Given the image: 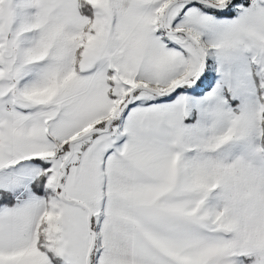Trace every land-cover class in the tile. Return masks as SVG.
I'll use <instances>...</instances> for the list:
<instances>
[{"label":"snow or ice","instance_id":"6c2138e0","mask_svg":"<svg viewBox=\"0 0 264 264\" xmlns=\"http://www.w3.org/2000/svg\"><path fill=\"white\" fill-rule=\"evenodd\" d=\"M0 264H264V0H0Z\"/></svg>","mask_w":264,"mask_h":264}]
</instances>
